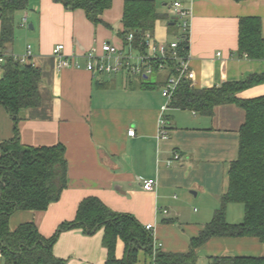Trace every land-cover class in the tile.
<instances>
[{
	"label": "crops",
	"instance_id": "obj_1",
	"mask_svg": "<svg viewBox=\"0 0 264 264\" xmlns=\"http://www.w3.org/2000/svg\"><path fill=\"white\" fill-rule=\"evenodd\" d=\"M158 11L170 19L156 23L151 34L158 42L178 37L171 29L170 7L178 1L191 11L190 68L196 89L221 87L264 74V60L239 54V27L243 18H256L264 38V0H153ZM125 0H113L103 15L105 24L94 25L82 10L66 9L56 0H30L26 11L15 14L13 43L3 52L23 57L28 46L31 58L26 64L42 74L39 90L42 105L22 111L15 122L0 104L1 147L16 137L25 147L63 145L68 163L67 188L58 202L44 212L18 211L11 216L10 229L35 223L45 238L75 219L80 203L90 197L101 200L110 210L134 217L144 227L153 226L154 251L187 254L197 238L221 208L229 188V170L238 159L239 131L245 111L235 105L220 106L212 117L191 111L168 109L169 138H159L160 120L166 100L161 89H142L140 77L103 75L96 81L86 70V60L78 58L81 69L59 70L53 51L65 46L68 56L97 49L105 42L122 47L120 36ZM27 18L24 25L23 18ZM30 25L33 29H30ZM1 34V22H0ZM25 64V65H26ZM23 66V65H22ZM3 71L0 69V79ZM140 78V88L133 80ZM245 100L264 97V84L238 94ZM130 129L135 136L128 135ZM175 154L180 160L169 165ZM155 179L153 191H144L142 182ZM192 191L207 201L201 210L186 211L193 201L176 193ZM229 204L226 221L241 224L242 208ZM244 207V206H243ZM167 211V213H164ZM232 217V222L229 221ZM231 221V220H230ZM104 230L86 236L81 230L64 231L53 247V255L66 264H106ZM161 245V246H160ZM155 254V253H154ZM118 260L126 256L119 240ZM154 256L140 250L135 264H153ZM218 257L264 258V243L258 238H213L197 250V264H211ZM0 264H3L0 257Z\"/></svg>",
	"mask_w": 264,
	"mask_h": 264
},
{
	"label": "trees",
	"instance_id": "obj_2",
	"mask_svg": "<svg viewBox=\"0 0 264 264\" xmlns=\"http://www.w3.org/2000/svg\"><path fill=\"white\" fill-rule=\"evenodd\" d=\"M239 1V0H238ZM66 9L82 10L94 25L105 24L104 13L113 0H56ZM30 0H0V49L13 43L15 14L26 11ZM158 11L153 0H125L122 38L134 34L138 45L160 20H168ZM171 25L175 22L171 21ZM176 25V24H175ZM186 47V45L184 44ZM187 48V47H186ZM239 54L253 60H264L262 24L256 18H243L239 27ZM0 104L17 122L22 111L42 105L39 90L41 71L30 64L21 65L10 56L0 65ZM264 84V74L252 75L242 82H228L221 87L196 89L184 80L174 94L169 109L191 111L212 117L215 109L235 105L245 111V123L239 131L238 159L229 170V188L213 220L200 235L192 239L187 254H167L154 251L153 237L134 217L110 210L101 200H83L73 221L62 224L50 238L39 232L35 223L10 229L11 216L18 211L44 212L60 200L67 188L68 163L63 145L32 148L20 144L18 129L14 140L1 147L0 157V255L3 264H66L53 255V247L64 231L81 230L93 236L104 230L103 247L107 250L106 264H135L140 250L154 256V264H197V250L213 238H258L264 243V97L245 100L238 94ZM142 89L154 84L142 82ZM242 204L245 219L241 224L226 221V207ZM119 240L126 246V256L118 260ZM211 264H264V258L218 257Z\"/></svg>",
	"mask_w": 264,
	"mask_h": 264
},
{
	"label": "built area",
	"instance_id": "obj_3",
	"mask_svg": "<svg viewBox=\"0 0 264 264\" xmlns=\"http://www.w3.org/2000/svg\"><path fill=\"white\" fill-rule=\"evenodd\" d=\"M191 11L181 2H174L170 7L171 21L177 25L179 23L181 34L171 42H158L151 33H147L142 41L136 45L133 33L126 36L123 46L119 47L110 42H105L97 49L86 51L80 55L68 56L65 54V46L58 45L53 56L56 59L57 68L59 70L66 68L81 69L82 65L78 58L86 60V70L89 71L96 81L103 75H128L142 80H148L154 74H166V80L162 85V95L166 100L163 107V113L160 120L159 138L166 140L169 138L167 120L164 113L169 109L175 92L184 80L193 81L194 72L190 68V41H191ZM24 25H27V18H23ZM186 45V47L184 46ZM5 54L0 49V65L6 61ZM31 47L28 46L26 55L23 57H14V61L21 65H25L31 58ZM128 135L135 136V130L130 129ZM180 160V155L175 154L168 161L171 165L175 161ZM157 186L155 179H149L142 182L144 191H153ZM167 213V211H164ZM146 230L153 232V226L147 225ZM161 246V245H160ZM1 257V255H0ZM155 261V254L153 257ZM154 264V263H153Z\"/></svg>",
	"mask_w": 264,
	"mask_h": 264
},
{
	"label": "rangeland",
	"instance_id": "obj_4",
	"mask_svg": "<svg viewBox=\"0 0 264 264\" xmlns=\"http://www.w3.org/2000/svg\"><path fill=\"white\" fill-rule=\"evenodd\" d=\"M166 12L167 11H165V14H167ZM171 29L175 30L176 34H178V35L181 34V29H180L179 23L177 25H175V26H172ZM145 82L154 84L155 90H160L161 89L160 84H159V75L157 73H154L150 77V79L145 80ZM133 83H134V85L132 87L133 89H135L136 87H137V89L140 88L139 87L140 84H141L140 78H138L136 80L134 79ZM191 192L192 191H187V192H184V193H179V192L176 193V196H177L178 199L180 198L182 200L183 198H186V199H189V200L193 201V203H192V205L190 207L189 206H185V210L186 211L191 210V212H193L195 210H201L202 208H204L205 203L207 202V201H205L206 199L204 198V196L201 195L200 197H195ZM234 207L238 208V209L242 208L243 209V213H244V207L243 206H240V205L237 206L236 205ZM231 218L232 217H229V221L228 222H232L233 221V219H231Z\"/></svg>",
	"mask_w": 264,
	"mask_h": 264
},
{
	"label": "water",
	"instance_id": "obj_5",
	"mask_svg": "<svg viewBox=\"0 0 264 264\" xmlns=\"http://www.w3.org/2000/svg\"><path fill=\"white\" fill-rule=\"evenodd\" d=\"M29 28H30V29H33L31 25H30V27H29Z\"/></svg>",
	"mask_w": 264,
	"mask_h": 264
}]
</instances>
